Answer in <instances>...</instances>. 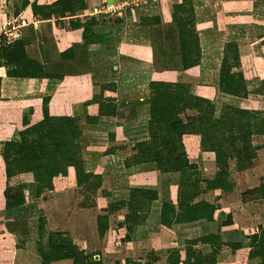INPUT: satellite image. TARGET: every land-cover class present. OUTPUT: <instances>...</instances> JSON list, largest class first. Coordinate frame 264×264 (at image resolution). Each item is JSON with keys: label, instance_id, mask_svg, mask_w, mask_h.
<instances>
[{"label": "trees", "instance_id": "16d2710c", "mask_svg": "<svg viewBox=\"0 0 264 264\" xmlns=\"http://www.w3.org/2000/svg\"><path fill=\"white\" fill-rule=\"evenodd\" d=\"M23 7L30 5L33 15L41 19L51 17L64 18L67 15L85 10V0H56L48 4L22 0ZM18 11H16L17 13ZM177 26V44L181 68L187 70L200 63L201 47L196 30V15L192 0H182L173 5L172 11L165 10L163 17L153 16L141 20V24L153 25L162 22ZM72 22V21H71ZM72 28H82V47L86 52L115 48L112 37L99 34L94 30L97 19L82 18L72 22ZM123 24L117 28L121 32ZM6 36L0 34V68H6L4 75L20 79H57L59 85L53 94L41 97V117L31 122L24 114L18 139L5 140L1 145L0 160L4 165L6 180L3 191L4 209L9 210L25 203L23 185L26 182L36 184V197L44 190L53 188V180L68 174L72 168L75 182L95 192L102 184V176L87 172L80 156L78 139L82 135L80 120L93 124L118 125L113 118L118 106L113 99H86V93L67 90L89 74L80 70L66 69L65 64L76 59L75 48L71 47L60 53L61 61L53 63V70L48 71L42 63L28 56L25 40L13 38L6 42ZM240 66L239 47L236 42H226L219 70L218 87L224 94L246 97V86ZM150 96L147 100L129 104L131 116L128 123L145 122L147 139L135 143V154L124 161L126 167L154 163L160 172H177L180 175L177 204L166 202L161 207L160 223L167 227L192 226L193 224L211 223L217 206L206 200L196 201L203 190L231 191L235 187L232 180L231 162L236 171H243L252 166L257 148L252 145L254 134H264V118H260L256 109H244L229 104L221 106L219 114L215 103L195 95L188 83L166 80L149 82ZM98 104L99 113L92 117L83 112L89 103ZM31 112V111H30ZM189 135L199 136L200 148L210 152L216 167L213 179L201 181L198 166L189 161L184 140ZM264 198V185L248 191ZM109 193H104V198ZM156 191L144 188H131L126 199L109 201L107 197L100 209L106 215L97 216V233L102 237L109 228V214L126 207L123 226L131 240L136 227L143 217L144 202L156 200ZM36 213H34L35 215ZM38 221V239L36 255L41 264L70 261L71 264H103L100 258L85 253L63 231H47L45 217L41 211L35 215ZM223 228H234L231 214L221 221ZM25 242L17 244L23 248ZM198 244L209 247L208 253L198 249ZM227 246L231 249L239 264H264V229L260 226L257 233L224 235L215 232L184 241L183 249H167V264H217V255ZM183 252V255H182ZM119 264V263H116ZM125 264H153L126 259Z\"/></svg>", "mask_w": 264, "mask_h": 264}, {"label": "crops", "instance_id": "0c3cea01", "mask_svg": "<svg viewBox=\"0 0 264 264\" xmlns=\"http://www.w3.org/2000/svg\"><path fill=\"white\" fill-rule=\"evenodd\" d=\"M29 1H36L38 4H48L56 0ZM110 1L111 2H109V0H85V10L71 14L70 19H66L65 17H51L49 19L38 18L39 25L37 28L33 26L32 21L38 16L33 15L31 7L28 5L25 7V9H30L31 19L25 26L19 28L21 30L19 32L20 34H13L11 31V35L18 39H24L28 56L42 63L48 71L52 70L51 68L53 67V63L61 61L60 53L71 47H74L76 52L75 59L84 60L85 64L83 65L82 69H80V71L89 74L93 81L92 85L94 87V94L89 96L88 99L110 98L113 99L117 104V115L113 119L117 121L118 125H101L87 123L83 120L80 121L82 135L78 139V143L80 145V156L84 162V168L87 172L102 176V185L97 189L96 193L101 194L102 190L110 191L111 197L115 201L126 199L131 188L151 189L156 191L158 194L156 200H147L144 202L143 210L140 212V217H143V220H141L140 224L136 227V238L134 240H123L121 242L122 245L113 246L112 252L114 254H111L112 256L104 253L101 255V251L94 253L87 252L86 247H80L82 245L79 243V240L77 238L74 240V235L71 234L70 236L74 242L80 248H82L85 253L91 254L95 258H100L103 264H125L126 259L138 260L143 263L149 260L153 264H167V258L169 256L167 249H183L184 247V244L180 247L176 245V241L178 239H184V241L188 239H195L209 231L224 234L226 230L219 231L218 227L222 221L223 215H225V217L227 214L236 216L238 213L245 211V209L251 208L249 206L250 201H264V198H262L261 195L249 194L247 192L253 188L259 187L260 185H264V152L261 151L264 148V134H254L252 136V145L257 148L256 157L253 160L252 166L243 171L235 170V174L237 175L236 179L239 181H237L238 183L243 182V184H245L247 182L244 179L245 177H243L245 174L247 175V179L250 182H253V186L250 185L241 192H247V194L243 195V198L242 200L240 199L241 201L239 204L235 205L234 207H230L229 205L225 204V200H221L222 202L217 205V209L214 214V220L210 224L168 231L171 227L164 226L160 223L161 207L166 202L176 206L180 175L177 172H160L154 163H142L129 167L124 165V161L135 154V143L140 140L147 139L145 122H140L141 125H138L139 122L132 124L128 123V120L131 116L129 104L136 100L140 101L149 98L150 91L148 85L152 80H168L184 83L187 82L179 79L177 81L174 79L169 80L165 79L164 76H159L166 72H179L184 74V76H188L192 72H196L199 73V77L206 78L208 80H210L212 77V87H206L201 90L200 93L195 95L203 96L211 100L213 103H215L213 97H217L221 94L224 96L226 95L228 97L237 98L236 96L221 93L218 87L219 70L223 57V48L225 43L229 41L236 42L239 47L242 72L246 86L249 89L248 95L255 92L264 94V63H259L260 65L253 66L250 65V67H244L245 63L242 58L244 52L242 50L243 47H245L246 49H252L249 55H252L254 63H256L259 59H264L263 56L262 58H259L261 56L259 54L264 55V16L263 14L260 15V21L252 20L256 17L253 15L260 11L261 8H264V0L252 1V4H254V6L256 5V7L254 10L252 9V17L251 19L249 17L248 21H252L254 23V26L252 27L257 31H251L250 33L246 31V33L241 31H238L237 33L231 32V23L233 22H230L229 20H233L234 18L228 19L229 17L226 16L227 13L224 10V8H226V4L223 2L225 1L226 3L230 4L228 0H220L216 2L206 0L204 5L201 6H197V4H195L196 0H192L201 47V58L200 63L197 66L187 70H183L181 68V62L179 59L180 57L177 55V51L176 60L171 63L170 51L166 53L164 50H161V46H159L157 43L156 39H159L161 33H155L154 28L156 26H162L163 24H158L156 26L141 24V20L144 18L160 16V12L157 8L158 5H150L149 10L152 13L150 12L147 13V15L144 14L142 16L140 13H135L137 10H133L132 12L130 10L121 11L120 14L103 16V18L87 15L89 11L92 12L94 10H99L105 7L106 4H116L119 2V0ZM181 1L182 0H178L175 2V4L180 3ZM218 7L220 8V11L224 12L222 17L220 12L217 14L215 12L214 14V11L211 10V8L218 9ZM15 16L16 19H19V15ZM78 17H83L86 20L95 17L97 20H99V22L95 26L94 30L99 34H107L109 37L111 36V33H114V31H112L113 26L117 30V23L125 20L119 24H123V37L121 42L113 50H106L98 54L96 53L97 51H95L93 55L91 52H86L85 55V49L82 47V28H72L70 24L71 21L76 22ZM256 24H259V26ZM225 26H227L229 30H226L224 28ZM246 34L250 35L251 37L248 47L243 43L244 39L242 35ZM252 39L256 40V43H252L251 45ZM240 42L243 46L240 45ZM217 43L220 45L219 50L221 51L213 50L215 48L213 46H215ZM173 50H175V47ZM162 54L163 57L161 56ZM162 60H164L163 63ZM243 68L245 69L243 70ZM0 71L2 72L0 75V128L4 129L0 134V138L2 137V140H0L1 150V145L5 140L18 139L17 131L22 127L21 122L24 114L27 113L29 115L31 122H35L36 120L40 119L41 97L44 94H48L50 91L56 89L60 82L57 79L10 78L4 75L6 68H0ZM203 80L202 82H204ZM3 92L9 93V95H4ZM225 104L244 109H255V106L252 103L251 105L246 104L245 102H240L239 105L238 103H235L237 105L232 103ZM83 112L92 117L97 116L99 113L98 104L95 102L89 103L83 108ZM143 129H145L146 134L143 137H139V132ZM7 131H10V134ZM135 132L137 133L136 139L134 138V136H136V134H134ZM187 139L197 141L198 157H200L201 160L205 158L204 156H208L210 159L208 165H206L209 167H203V170L205 171L208 169L207 173L201 171L198 168L199 179L203 181L213 179L216 172L213 154L201 150L199 136L189 135L185 138L184 144L188 153L189 161L191 163H195L198 166V161L193 160L190 157L188 147L186 145ZM108 160L110 161L109 164ZM0 168H2L0 169V214L1 212H5V215L0 217L4 221L11 220V223L14 225H17L21 222V220L23 222V219H26L27 216L25 215H27V211L30 210L31 204L35 200L37 202H41L42 199L49 198V196H46V193H53V190L56 187V179H66L72 176L74 179V170L70 169L68 176L56 177L53 180V188L50 190H45L40 194L39 197H36L35 183H24L23 191L25 195V203L20 207L5 210L3 197L5 177L4 165L2 164L1 160ZM202 173H204L205 176ZM254 173H256L257 179H254ZM237 191H239V186H236V188L228 191V193ZM220 192L221 190H203L196 198V201L206 200L212 203L213 199H210L207 197V195L214 194L215 196H219V194H221ZM119 193L121 196H119ZM250 198L255 199L247 201ZM253 205L254 204L252 203L251 206ZM99 211L100 213L98 212L92 221L96 232L97 216L106 215V212H102L100 209ZM127 213L128 208L126 207L111 213L109 215L110 228H108V230L114 226L115 230H117L119 234H122L123 238L127 234V231L122 223ZM9 215L13 219H7ZM212 223L215 225V229L210 227ZM260 226L264 229V221L254 227H251L250 229H244L245 234L257 233ZM229 231L236 233L234 228H232V230L229 229ZM104 235L102 237L97 235V239L104 242ZM99 244L102 245L101 242ZM169 245H171V247H167ZM197 247L203 253H208L210 251L209 247L205 245L198 244ZM96 249V244L95 247L87 248L88 251H94ZM224 257L234 264H239L236 261L235 256L232 254V251L227 247L222 248L220 253L217 255V264H219L220 260H223Z\"/></svg>", "mask_w": 264, "mask_h": 264}, {"label": "rangeland", "instance_id": "374dc122", "mask_svg": "<svg viewBox=\"0 0 264 264\" xmlns=\"http://www.w3.org/2000/svg\"><path fill=\"white\" fill-rule=\"evenodd\" d=\"M120 1H122V0H119V2ZM147 1L148 2H146V3H140L137 7H131V8H134V10H137V12H135V13H140V15L142 16L144 14L147 15V13L151 12L149 10L150 5L156 4V5H158L157 8L160 12L159 17L162 18L164 11L165 10L172 11L173 5L178 0H147ZM205 1L206 0H196L195 4H197V6H201V5H204ZM211 1L216 2V1H220V0H211ZM228 1L230 2V4L226 3L225 1H223V2L226 4V8H224V10L227 13L226 16L229 17L228 19L234 18L233 20H229L230 22H233V23H231L232 24L231 25L232 26L231 32L237 33L238 31H241V32L246 31V32L250 33L251 31H257V30H254V28L252 27V26H254V23L252 21H248V18L250 17V19H251V17H252V15H251L252 9L254 10L256 7V5L254 6V4H252L253 0H228ZM137 2H140V0ZM240 4H241V6H240ZM216 7H217V5H216ZM211 10L214 11V14H215V12H216V14L220 12L221 17L224 13V12L220 11L219 7H218V9H215V8L212 9L211 8ZM16 11H18V12L16 13ZM132 11L133 10H131V12ZM138 11H140V12H138ZM117 14H120V12ZM261 14H263V16H264V8H261L260 11L256 12L253 15L256 17H255V19H252V20L253 21H260V15ZM15 15H17V16L19 15V18H24V19H26V21H29L31 19L30 18L31 17L30 16V9H28V8L25 9V7H23L22 0H0V34H4V32L7 31V29L9 27H12V26L15 27V29L12 31L13 34H15V33L20 34L19 32L21 30L19 28H16L17 22L15 20L16 19ZM101 18H103V16ZM39 19H40V17H39ZM123 21H125V20H122L121 22H118L117 24H120ZM98 22H99V20H97V24H98ZM160 24L161 25L163 24V25L157 27L156 26V25H158L157 23L153 24V26H156L154 28V32L155 33L156 32L161 33L160 37L158 35L159 39H156V41L159 44V46H161V48H162L161 50H164L166 53L170 51L171 63H173L174 60H176V54L177 53H178L177 55L179 56V48H178V44H177V35H178L177 34L178 33L177 26L175 24L166 23L164 21ZM142 25H144V24H142ZM256 25L259 26V24H256ZM148 26H150V25H148ZM94 28H95V26H94ZM224 28L226 30H229V28L227 26H225ZM120 30H121V32L118 34L117 30L113 26L112 31H114V33H111V36L109 37V38L112 37V39H113L112 41L115 43V48L121 42L122 37H123V28H121ZM196 30H197V27H196ZM197 33H198V30H197ZM242 36L244 39L243 43L246 44V46L248 47V44L251 41L250 35L246 34V35H242ZM8 37H10V36L8 35ZM11 38H15V37L13 35H11ZM252 43L253 44L256 43V40L252 39L251 45H252ZM219 44H220V42H219ZM240 45H242V43ZM168 47L170 50L168 49ZM174 47H175V50H173ZM213 47H215L213 50L221 51V50H219L220 45H218V43L215 44V46H213ZM245 49L246 48L243 47V50H242V51H244L243 57H242L243 61L245 63L244 67H250V65L253 66V65H260L259 63H262V64L264 63V59H259L256 63H254L252 55L251 56L249 55L250 52L252 51V49L251 48H247L246 50ZM109 50H113V49H109ZM104 51H106V50H102V51L97 50L96 53L98 54V53H101ZM176 51H177V53H176ZM93 53L94 52H92V55H93ZM174 53H175V55H174ZM259 55H261L259 58H262V56L264 57L263 54H259ZM161 56L163 57V54ZM172 56H173V58H172ZM163 62H164V60H162V63ZM83 65H85L84 60H81V59H77L73 62H68L65 64L66 69L71 68V70H74V69L80 70V69H82ZM51 69L53 70V67ZM244 69L245 68H243V70ZM238 70L242 71L241 63H240ZM1 73L2 72L0 71V75H1ZM198 75H199V73H196V72L195 73L192 72L188 76H184V74L179 73V72H177V73H174V72H172V73L168 72L167 73L166 72V73H163L162 75H159V76H161V77L164 76L165 79H169V80L174 79L177 81L179 79V80L187 81L185 83L189 84L191 91L194 94H198L204 88L212 87L211 81L213 79L211 77V79L208 80L206 78H201ZM202 80L204 82H202ZM206 80L208 81V83ZM92 82L93 81H92L91 77L86 78V79H81L79 82H77L75 85H73V87H70L67 90L72 91V92L77 91L78 94H82V95L84 93H86L87 96L81 98V102H83L89 96L94 94L93 93L94 87L92 85ZM55 92H56V89H54L53 91H50L49 94L50 93L53 94ZM3 93H4V95H9V93H5V92H3ZM33 93H36V92H33ZM149 96H150V93H149ZM147 99H145V100H147ZM213 99L216 103V109L218 111L217 115L219 114L221 106L224 105L225 103H232V104L238 103V105H239L240 102H245L246 104H250V105L252 103L255 106V109H257L259 111V115L261 114L259 117L261 119L264 118V94H262V93L259 94V93L255 92V93L250 94L246 97H237V98L228 97L226 95L224 96L223 94H221V95H218L217 97L216 96L213 97ZM136 101H139V100H136ZM140 101H143V100H140ZM235 105H237V104H235ZM138 125H141V123L139 122ZM3 130L4 129L0 130V134L3 132ZM140 132H141V134H140ZM140 132L138 135L139 137L145 136V134H146L145 129L141 130ZM8 133L10 134V131ZM134 134H136V136H134V138L136 139L137 133L135 132ZM0 140H2V137L0 138ZM186 145L188 147L190 157L193 160L198 161V168L201 171H204L207 173L208 169H206V171H205V170H203V167L208 165V162L210 159L208 158V156H204L205 158L203 160H201L200 157H198V152H197L198 143H197V141L187 139ZM261 151L264 152V148ZM109 163H110V161L108 160V164ZM233 165H234V163L231 162V169H232V176L231 177L235 183L234 188H236V186H239V191L231 192V193H228V192L225 193L224 191H221L220 192L221 194H219V196H215L214 194H208L207 197H209L210 199H213L212 203H214L216 206L219 203H221L223 200H225V202H226L225 204L229 205L230 207L231 206L234 207L235 205H238L239 202L242 200L243 195L247 194L248 191L246 193L245 192L241 193V192L244 191L246 189V187H249L250 185L253 186V182H250L247 179L246 174L243 175V177H245L244 179L247 182L245 184H243V182L238 183L239 181L236 179L237 175L235 174L236 171L233 168ZM208 167L206 166V168H208ZM211 167H212V165H211ZM0 169H2V168H0ZM70 169H72V168H70ZM70 169H69V171H70ZM68 174L65 176H68ZM198 174H199V172H198ZM202 174L205 176L204 173H202ZM253 175H254V179H257L256 173H254ZM72 177L66 178V179H56L55 180L56 187L54 188L53 193L52 194H51V192L46 193V196H49V198L42 199L41 202H37L35 200L31 204V208H30L31 211L30 210L27 211V215H25L27 217H26V219H23L24 220L23 222L21 220V222L19 224L14 225L13 223H11V220L4 221L0 217V264H41L40 259L36 255V251H35L36 250V241L38 239L37 238L38 237V221H37L35 215L38 213L41 214V211L45 217V227H46L47 231L48 230H52V231L62 230L63 232H67L69 235H71V234L74 235V237H73L74 240L77 238L79 240V243L82 245L80 247H83V246L86 247L87 252L94 253V252H100L101 251L100 252L101 255L104 253V254H108L109 256H112L111 254H114L112 252L113 246L122 245L121 242L123 240L124 241L126 240L125 239L126 235L122 238V234H119V232L117 230H115L114 226L105 232V235H104L105 241L104 242L102 240L100 241L99 239H97L98 233L95 231L94 226H93V222H92L94 217L97 215V213L98 212L100 213V211H99L100 206L103 205L104 203H106L105 202L106 197H107V200H109V201H115L111 197V192L106 191V190H102L101 194H97L96 193L97 190L95 192H92L86 186L77 185L75 182V173H74V179ZM201 181H203V180H201ZM242 181H243V179H242ZM5 183H6V180H5ZM5 183H4V188H5ZM26 183H28V182H26ZM53 185H54V183H53ZM104 193H109V194L104 198ZM119 196H121L120 193H119ZM253 199H255V198H250L247 201L253 200ZM247 201H245V202H247ZM42 202H44V203H42ZM249 203H250L249 206L251 208H247V209H245V211L238 213L236 216H232L233 217V227L236 230V233H238V234H240V233L245 234L244 229L245 230L250 229L251 227H254V226H256L259 223H262L264 221V201H262V200L250 201ZM252 203L254 204L253 206H251ZM28 212H29V214H28ZM34 213H36V214L34 215ZM2 215H5V212H1L0 216H2ZM9 218L13 219L12 217H10V215L7 217V219H9ZM3 219H4V216H3ZM20 219H22V218H20ZM224 219H225V215H223L222 220H224ZM203 224H210V223L204 222V223H200V224H193L192 226H178V227L174 226V227L169 228L168 231H173V230L181 229V228L196 227V226H200ZM214 226L215 225L213 223L210 225V227L212 229H215ZM218 227H219V231L226 230L224 235L230 236V234H233L231 231H229V229L232 230L231 227L227 228V229L223 228L221 226V223ZM240 227H242V228H240ZM109 228H110V226H109ZM238 228H239V231H238ZM168 231H166V232H168ZM135 234H136V232H135ZM135 238H136V236L134 235V237L131 240H134ZM21 241H24L25 244H24L23 248L22 247L18 248L17 244L20 243ZM100 242L102 243V245L99 244ZM95 244L97 247L96 250H94V251L93 250L92 251L87 250L88 247H95ZM183 244H184V239H178L176 241V245L179 247L183 246ZM167 247H171V245H169ZM224 247H227V246H224ZM227 248H229V247H227ZM146 252H147V250H146ZM52 264H71V263H70V261H61V262H56V263H52ZM219 264H234V263L231 261H228V259L226 257H224L223 260H220Z\"/></svg>", "mask_w": 264, "mask_h": 264}, {"label": "built area", "instance_id": "2783aa9c", "mask_svg": "<svg viewBox=\"0 0 264 264\" xmlns=\"http://www.w3.org/2000/svg\"><path fill=\"white\" fill-rule=\"evenodd\" d=\"M139 0H122L116 4L112 3V4H106L105 7L99 9V10H94V11H89L87 13V15L89 16H98V17H102V16H111V15H115L121 11H126V10H134V8H131V7H137L140 3H146L148 2L147 0H140V2H137ZM136 5V6H135ZM70 15H67L65 16L66 19H70ZM39 17H37L36 19H34L32 21V24L35 28L38 27L39 25ZM17 24H16V28H20V27H23L25 26L28 21H26V19L24 18H19V19H15ZM15 29L14 26L12 27H9L7 29V31L4 32L5 36H6V39L7 41L6 42H11V31H13ZM9 33V34H8ZM8 35L10 37H8Z\"/></svg>", "mask_w": 264, "mask_h": 264}, {"label": "water", "instance_id": "95a60500", "mask_svg": "<svg viewBox=\"0 0 264 264\" xmlns=\"http://www.w3.org/2000/svg\"><path fill=\"white\" fill-rule=\"evenodd\" d=\"M109 2H111V1L109 0Z\"/></svg>", "mask_w": 264, "mask_h": 264}]
</instances>
